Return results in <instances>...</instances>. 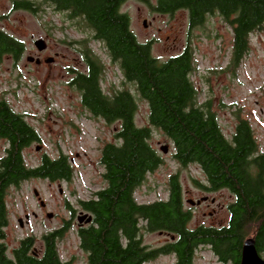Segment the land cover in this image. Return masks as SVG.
<instances>
[{
	"label": "trees",
	"instance_id": "trees-1",
	"mask_svg": "<svg viewBox=\"0 0 264 264\" xmlns=\"http://www.w3.org/2000/svg\"><path fill=\"white\" fill-rule=\"evenodd\" d=\"M126 0H11V9L39 12L41 4L62 11L76 23L82 37L74 41L84 65L71 69L72 83L80 91V102L93 116L118 121L114 140L100 150L105 185L77 207L91 214L87 224L65 219L41 236L42 248L26 235L10 250L5 242L9 222L6 197L11 186L30 178L70 181L74 168L68 155L52 157L43 152L28 164L24 151L41 140L37 129L0 96V138L6 145L0 155V264H72L63 260L58 241L75 227L78 245L86 254L83 264H143L159 255H171L173 264H194L200 246L210 248L222 264H239L245 238L253 236L264 257V151L246 118L237 117L230 137L223 132L211 99L198 100L199 91L191 74L196 69L193 47L160 58L153 54V40H140L131 28ZM154 11L173 14L187 11L189 29L219 15L232 30L231 65L236 66L250 49V36L264 28V0H140ZM97 40L122 75V86L105 92L101 87L104 62L89 44ZM26 49L23 39L0 27V59L9 55L17 62ZM132 83L147 103L148 124L138 125V101L125 83ZM171 142V157L180 167L195 164L203 178L193 182L207 192L227 189L233 196L226 203L227 220L220 224H191L193 210L186 206L176 171L169 175L165 199L138 202L134 192L148 172L163 162L150 143L152 128ZM72 217L76 210L68 203ZM169 235L158 246L143 242V232Z\"/></svg>",
	"mask_w": 264,
	"mask_h": 264
},
{
	"label": "rangeland",
	"instance_id": "rangeland-1",
	"mask_svg": "<svg viewBox=\"0 0 264 264\" xmlns=\"http://www.w3.org/2000/svg\"><path fill=\"white\" fill-rule=\"evenodd\" d=\"M155 2V0H150ZM121 9L128 12L131 28L140 40H153L152 52L166 58L180 51L186 44L193 47L196 69L191 78L198 89L200 102L211 99L223 132L230 137L237 117L246 118L253 128L255 138L264 151V28L250 36L248 53L234 66L231 65L232 30L219 16L209 15L204 23L188 28L187 11L179 9L173 14L152 10L140 0H126ZM51 5L41 4L37 13L17 8L11 9V0H0V27L24 40L26 49L17 62L9 55L0 59V96L21 113L41 135L25 151L28 164L38 161L45 152L54 157L60 152L68 155L74 168L70 181H50L30 178L8 189L6 205L9 222L5 228V242L9 250L26 235L34 237V245L42 248L44 232L59 227L65 219L77 225V200L86 199L105 185L103 167L99 163L100 150L107 141L114 140L113 132L118 121L107 122L93 116L80 102V91L70 83L71 69H83L77 44L82 37L76 23ZM43 38L42 51L34 43ZM93 50L102 58L105 70L101 87L111 92L122 86V75L116 63L107 56L97 40H90ZM28 55L41 56V62L29 60ZM49 58L51 60L47 61ZM138 101L135 121L148 124L147 103L141 99L132 83H125ZM150 143L162 154L164 162L148 172L145 181L136 188L138 202H149L167 197L169 175L179 173L186 206L193 210L191 224L200 222L220 224L227 220L226 203L232 194L225 188L207 192L198 187L192 178L202 179L197 165L180 167L171 157L170 140L152 128ZM6 143L0 138V155ZM161 145L167 146L162 152ZM202 196L206 200L191 204ZM214 198L212 202L211 199ZM67 203L76 212L72 217ZM68 229L58 241L59 255L72 264H83L86 254L78 245L75 227ZM169 235L159 231L143 232V242L158 246ZM143 264H173L171 255H159ZM194 264H222L209 247H198Z\"/></svg>",
	"mask_w": 264,
	"mask_h": 264
},
{
	"label": "water",
	"instance_id": "water-1",
	"mask_svg": "<svg viewBox=\"0 0 264 264\" xmlns=\"http://www.w3.org/2000/svg\"><path fill=\"white\" fill-rule=\"evenodd\" d=\"M34 43L38 49H43L46 47V43H45V40L43 38L35 39ZM27 58L29 60H32L34 57L29 55V56H27ZM49 60H51V58H49L47 61H49ZM160 149L162 152H166L167 146L161 145ZM206 199H207V196H202V197L196 199L195 201L193 199H189V202L191 204H195V203L198 204L201 201L206 200ZM211 201L213 202L214 198H212ZM77 219L79 222H81L82 219H85V221L88 222L92 219V216L88 212L81 211L78 214ZM239 264H264V257L262 255H260L259 252L257 251L256 246H255V240H254L253 236H249V237L244 239L243 244H242V248H241V258H240Z\"/></svg>",
	"mask_w": 264,
	"mask_h": 264
},
{
	"label": "flooded vegetation",
	"instance_id": "flooded-vegetation-1",
	"mask_svg": "<svg viewBox=\"0 0 264 264\" xmlns=\"http://www.w3.org/2000/svg\"><path fill=\"white\" fill-rule=\"evenodd\" d=\"M45 48H46V47H45ZM45 48L41 49L40 51L44 50ZM28 56H29V55H28ZM31 56H33V55H31ZM33 57H34V58H33L32 60H34L36 63H40V62H41V56H40V55L33 56ZM81 211H84V210H82V209L77 210L78 214H79ZM78 214H76V219H77ZM89 222H90V221H88V222L85 221V219H82V221L79 222L78 219H77V225H79V224H87V223H89Z\"/></svg>",
	"mask_w": 264,
	"mask_h": 264
}]
</instances>
